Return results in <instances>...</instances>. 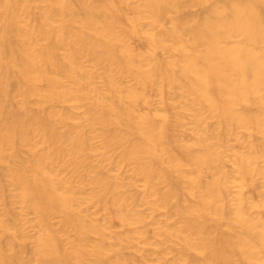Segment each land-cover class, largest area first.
I'll use <instances>...</instances> for the list:
<instances>
[{
    "label": "bare ground",
    "instance_id": "1",
    "mask_svg": "<svg viewBox=\"0 0 264 264\" xmlns=\"http://www.w3.org/2000/svg\"><path fill=\"white\" fill-rule=\"evenodd\" d=\"M0 264H264V0H0Z\"/></svg>",
    "mask_w": 264,
    "mask_h": 264
},
{
    "label": "rangeland",
    "instance_id": "2",
    "mask_svg": "<svg viewBox=\"0 0 264 264\" xmlns=\"http://www.w3.org/2000/svg\"><path fill=\"white\" fill-rule=\"evenodd\" d=\"M136 43V42H135ZM135 45H138V44H135Z\"/></svg>",
    "mask_w": 264,
    "mask_h": 264
}]
</instances>
